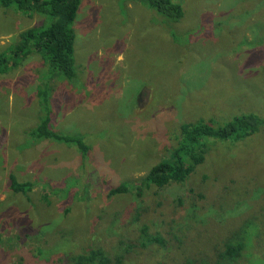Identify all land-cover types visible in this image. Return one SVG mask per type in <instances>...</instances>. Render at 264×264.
<instances>
[{
    "label": "rangeland",
    "instance_id": "obj_1",
    "mask_svg": "<svg viewBox=\"0 0 264 264\" xmlns=\"http://www.w3.org/2000/svg\"><path fill=\"white\" fill-rule=\"evenodd\" d=\"M173 1L178 22L141 0H81L76 80L39 52L0 75V264H75L96 249L108 264H264V126L204 139L205 161L182 184H142L183 123L264 119V0ZM50 22L0 5V54ZM40 89L51 128L83 136L85 159L30 135L45 116ZM11 175L32 190L14 192ZM121 184L128 192L110 195Z\"/></svg>",
    "mask_w": 264,
    "mask_h": 264
},
{
    "label": "trees",
    "instance_id": "obj_2",
    "mask_svg": "<svg viewBox=\"0 0 264 264\" xmlns=\"http://www.w3.org/2000/svg\"><path fill=\"white\" fill-rule=\"evenodd\" d=\"M138 1V0H136ZM150 9L178 22L184 17L183 6L173 0H141ZM0 5L9 8L16 6L20 11L30 14H41L49 17L50 24L42 28L28 29L20 34L18 46L12 53L0 54V75L12 70V66L20 60L28 58L32 53L43 54L45 63L54 72H60L67 80H76L75 68V39L73 28L81 6V0H0ZM45 116L41 123L34 128L30 135L37 140H52L65 145H74L86 158L91 147L81 135H70L55 131L51 128V111L49 108V92L41 90L39 93ZM264 126V119L249 113L236 115L226 124H218L214 120H199L195 123L187 122L180 126L179 142L173 149L171 158L156 163L150 170L142 184H154L163 188L171 184L186 182L195 168L205 161L206 143L204 139L227 140L234 137L240 141L260 130ZM11 188L16 193L27 194L32 190L30 182H19L11 175ZM135 186H133V189ZM126 184L112 189L110 195L128 192ZM224 257L235 261L244 249L243 244L226 245ZM108 264L109 260L101 249L91 250L89 253L73 258L75 264Z\"/></svg>",
    "mask_w": 264,
    "mask_h": 264
}]
</instances>
